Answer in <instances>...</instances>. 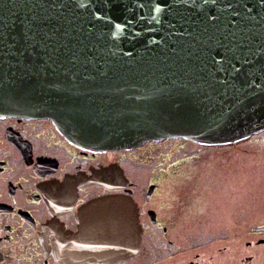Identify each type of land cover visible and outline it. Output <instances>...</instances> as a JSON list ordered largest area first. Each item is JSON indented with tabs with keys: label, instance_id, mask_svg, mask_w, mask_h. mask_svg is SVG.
I'll return each mask as SVG.
<instances>
[{
	"label": "water",
	"instance_id": "95a60500",
	"mask_svg": "<svg viewBox=\"0 0 264 264\" xmlns=\"http://www.w3.org/2000/svg\"><path fill=\"white\" fill-rule=\"evenodd\" d=\"M3 117L50 119L98 151L246 140L264 131V0H0ZM90 182L129 181L112 164ZM79 217L54 245L58 264L137 254L133 197L103 196Z\"/></svg>",
	"mask_w": 264,
	"mask_h": 264
},
{
	"label": "flooded vegetation",
	"instance_id": "af4514ba",
	"mask_svg": "<svg viewBox=\"0 0 264 264\" xmlns=\"http://www.w3.org/2000/svg\"><path fill=\"white\" fill-rule=\"evenodd\" d=\"M161 143L152 141L129 150L98 151L70 141L50 119L0 118V264H58L54 245L77 233L84 206L108 195H129L137 203L143 234L134 258L146 250L148 239H156L160 232L163 239L170 230L177 229L179 218L174 214L164 216L153 203L160 180L169 176L165 175L169 168L177 174L189 159L194 170L195 159L158 165L161 171L154 173L144 186L131 176L130 167L146 166L145 158L134 156L135 152L143 154ZM227 147L230 146L223 148ZM112 164L122 167L129 180L127 186L108 189L90 182L97 170ZM181 203H177L176 210ZM166 241L169 247L176 246L174 240ZM151 245L161 250L150 240ZM188 264L202 263L196 257Z\"/></svg>",
	"mask_w": 264,
	"mask_h": 264
},
{
	"label": "rangeland",
	"instance_id": "374dc122",
	"mask_svg": "<svg viewBox=\"0 0 264 264\" xmlns=\"http://www.w3.org/2000/svg\"><path fill=\"white\" fill-rule=\"evenodd\" d=\"M250 138L226 150L176 139L135 152L145 158L146 166L130 167L140 186L160 164L192 157L196 166L193 170L188 159L179 173L170 167L167 179L160 180L153 207L180 223L163 239L161 232L150 238L161 250L150 247L148 239L146 250L130 264H188L196 257L202 264H264V131ZM166 239L176 246L169 247Z\"/></svg>",
	"mask_w": 264,
	"mask_h": 264
}]
</instances>
